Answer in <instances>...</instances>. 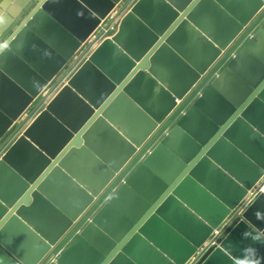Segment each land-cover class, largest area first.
Segmentation results:
<instances>
[{"label":"water","instance_id":"water-1","mask_svg":"<svg viewBox=\"0 0 264 264\" xmlns=\"http://www.w3.org/2000/svg\"><path fill=\"white\" fill-rule=\"evenodd\" d=\"M122 1L0 0V142ZM118 25L0 159V264H264V0Z\"/></svg>","mask_w":264,"mask_h":264},{"label":"rangeland","instance_id":"rangeland-1","mask_svg":"<svg viewBox=\"0 0 264 264\" xmlns=\"http://www.w3.org/2000/svg\"><path fill=\"white\" fill-rule=\"evenodd\" d=\"M136 1L137 0H123L119 5H117L115 7V11L111 15H109V17L106 20H104V22H103L104 31L101 34H99V36H97V34H96V36H97L96 37L97 38L96 41L97 42H99V40L102 41L104 38H110L116 33V31L118 29V26H119L118 25L119 21L121 20V18L125 14H127L130 11L132 5ZM115 24H117V25H115ZM95 45H96V42L94 44H92L89 41V42H86V44H84L82 46V48L79 50V52L76 55H74V57H72L70 59L71 61H69L67 63L66 67L59 74L60 76L58 75L59 77H62V79L59 82H57L55 84H52L53 86L51 85V87H50L51 89L49 90L50 93L48 94V96H46V98L43 97V95H45V94H43L42 96H40L38 99H36L34 101L33 106L28 109V114H27L28 119L27 120L23 119L20 123H17L16 130L17 129L21 130V128L24 125H26V122H28V120L30 121L31 119H34V117L38 113H40V111H42L45 108V104H47V101H48L50 95L51 94L53 95L54 91L57 88H59V87L63 86L64 84H66V82L70 78V76L83 64V62L86 61L87 56L89 55L91 49ZM49 91L47 90V93ZM20 130H18V131H20ZM1 143L2 142H0V153L3 151L4 148H6L5 146H7V145H4L2 147L3 143L2 144ZM242 206L243 205L239 206L240 210L243 208ZM208 246H210L209 243L207 244L206 248H204L205 250L202 251V252H199L195 256V258H197L200 254H201L200 257H202V255L207 251V249H209V248H207Z\"/></svg>","mask_w":264,"mask_h":264},{"label":"crops","instance_id":"crops-1","mask_svg":"<svg viewBox=\"0 0 264 264\" xmlns=\"http://www.w3.org/2000/svg\"><path fill=\"white\" fill-rule=\"evenodd\" d=\"M102 40V39H101ZM104 40V39H103ZM89 42V41H88ZM101 41L99 40V42L98 43H96V45L91 49V51H90V53L99 45V43H100ZM89 53V54H90ZM60 76V75H59ZM57 77V79H55L52 83H50V85L48 86V88L41 94V96L43 95V94H45V95H43V97L44 98H46V96H48V94L50 93V87H51V85L52 84H55V83H57V82H59L61 79H62V77ZM65 85V84H64ZM64 85L63 86H61V87H59V88H57L55 91H54V93H53V95L51 94L50 95V97H49V99H48V101H47V104L50 102V100H52L53 98H54V96L56 95V93L61 89V88H63L64 87ZM53 86V85H52ZM47 90L49 91L48 93H47ZM47 104H45V106L47 105ZM33 106V105H32ZM31 106V107H32ZM27 114H28V111H27V113H25L24 115H23V117L22 118H20L19 120H18V122L17 123H20L23 119H25V120H27L28 119V116H27ZM39 114V113H38ZM37 114V115H38ZM36 115V116H37ZM35 116V117H36ZM34 117V118H35ZM34 119H31L30 121L28 120V122H26V125H24L22 128H21V130L20 131H18L17 132V130H16V127L17 126H14L13 128H12V130L7 134V136L1 141L2 143V147L4 146V145H7V146H5L6 148H4L3 149V151L0 153V159H1V157L5 154V152L11 147V145L17 140V138H19L20 136H21V133H22V131L24 130V128H26L32 121H33ZM17 125V124H16ZM263 183V181H261V183L260 184H262ZM258 186H259V184H258ZM262 190L264 191V189L262 188Z\"/></svg>","mask_w":264,"mask_h":264},{"label":"built area","instance_id":"built-area-1","mask_svg":"<svg viewBox=\"0 0 264 264\" xmlns=\"http://www.w3.org/2000/svg\"><path fill=\"white\" fill-rule=\"evenodd\" d=\"M114 17V16H113ZM103 22L104 21H102L101 23H100V26H99V28L97 29V31L86 41V42H88V41H90V43H92V44H94L95 42L96 43H98L96 40H97V36H99V34H101L103 31H104V25H103ZM115 25H117V24H115ZM96 34H97V36H96ZM104 39H107V38H104ZM86 42H85V44H86ZM218 236H219V233H215L208 241H207V244L209 243L210 244V246H208L207 248H210V247H213V246H215L216 245V242H215V240L218 238ZM207 244H206V246H207ZM206 248V247H205ZM205 249H202L201 251H199V252H202V251H204ZM198 252V253H199ZM201 255V254H200ZM200 255L197 257V258H195V256L192 258V262H191V264H198L199 262H200Z\"/></svg>","mask_w":264,"mask_h":264},{"label":"bare ground","instance_id":"bare-ground-1","mask_svg":"<svg viewBox=\"0 0 264 264\" xmlns=\"http://www.w3.org/2000/svg\"><path fill=\"white\" fill-rule=\"evenodd\" d=\"M102 22V21H101ZM155 100H156V98H155ZM154 101V100H153ZM176 104H178V102H176Z\"/></svg>","mask_w":264,"mask_h":264}]
</instances>
